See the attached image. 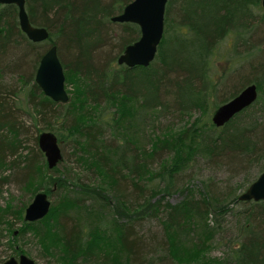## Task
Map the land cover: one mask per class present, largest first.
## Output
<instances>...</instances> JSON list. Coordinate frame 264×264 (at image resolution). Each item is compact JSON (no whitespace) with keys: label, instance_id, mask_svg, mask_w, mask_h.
<instances>
[{"label":"trees","instance_id":"trees-1","mask_svg":"<svg viewBox=\"0 0 264 264\" xmlns=\"http://www.w3.org/2000/svg\"><path fill=\"white\" fill-rule=\"evenodd\" d=\"M129 1L26 0L31 22L50 32L45 43L33 42L22 31L15 3H0V75L17 76L23 85L19 90L18 84L10 87L0 82V164L7 158L23 157L26 178L41 159L40 149L27 144L28 129L14 100L25 89L27 107L32 111L28 115L38 131L52 130L63 119L75 151L87 154L95 172L104 176L105 184L96 185L132 212L121 220L112 202L100 199L90 184L55 178L58 187L66 189L65 204L84 211L91 223L88 229L80 226L65 211L52 218L61 228L66 264L97 257L99 243H117L131 264H155L156 256L163 264H264V200L239 199L240 190L264 172V59L249 63L253 72L244 78L245 84H257L258 99L222 127L210 119V98L219 97V84L209 75L211 57L230 31L247 43L244 35L264 21H258L253 12L261 0H168L164 37L155 60L149 66L133 68L119 64L118 57L139 39L140 28L111 19ZM115 24L120 25L116 35L112 33ZM52 44L57 45L65 73L82 79L83 96L99 109L85 121L71 110L61 112V104L46 96L35 80L40 60ZM251 49L248 55L264 52L253 44ZM255 49L259 51L254 53ZM227 92L224 100L239 90ZM134 103L143 110H199L201 115L172 139L165 133L157 136L151 150H140L130 142L123 148L115 129L129 116L145 117L134 111ZM104 110L112 113L113 123L100 118ZM40 124L44 127L39 129ZM24 150L29 154L23 156ZM162 150L169 153L161 160L160 170L151 172L146 160ZM201 164L230 174L219 179L209 176L202 189H194L185 179L190 180ZM155 175L160 182L152 188L139 182ZM176 191L184 192L179 202L163 201L165 194ZM247 203L248 207L237 211L232 206ZM49 214L47 219H51ZM229 215L235 220L227 221ZM46 217L25 220L19 234L26 230L40 233ZM154 219L157 229L140 234V222ZM216 244L224 245L223 254L207 257Z\"/></svg>","mask_w":264,"mask_h":264},{"label":"rangeland","instance_id":"rangeland-1","mask_svg":"<svg viewBox=\"0 0 264 264\" xmlns=\"http://www.w3.org/2000/svg\"><path fill=\"white\" fill-rule=\"evenodd\" d=\"M253 12L258 21L264 20L262 0L261 6L254 7ZM258 26L259 27L254 32L250 31L245 35L243 34L244 38H247V43L246 40L240 39L237 32L230 31L215 49L210 61L209 75L215 83L219 84V97L217 98L216 95H211L210 119H212V114L218 106L230 100V98L224 100V96H228V90H234L237 87L240 92L248 85L244 83V78L249 77L253 72L249 63L255 60L259 62V60L264 59V52L248 55L249 52H253L254 50L251 49V44L256 45V48L259 50H264V21L258 24ZM119 31L120 25L115 24L112 33L116 35ZM42 43L45 42L43 41ZM249 49L251 50L249 51ZM259 50L255 49L254 53ZM61 53L63 54V51H61ZM66 73L68 76L66 89L70 95V100L67 103L58 102L61 104L59 110L65 113L71 110L73 112L72 114L78 115L80 121H85L90 116L92 117L99 109L83 96L84 86L82 79L72 73ZM0 82L10 87H14L18 84V89L23 86L21 81L17 80V76L10 73L0 75ZM26 90H28V87H26ZM14 100L20 111L21 120L25 122V129H28L27 144L31 148L37 146L36 148L40 149L38 140L36 144L35 136H39L42 131L40 128L44 126L43 124L38 125L41 130L38 131L37 127H35L36 123H33L31 115H28V113L32 111L27 107L25 89L24 91H20ZM134 105V111L138 110L137 112H142V115L145 113V117L142 118L139 114L129 116L122 121V126H120V128L115 129L117 132L116 140L123 148L127 142H130L131 145L134 144L140 150L145 147V149L151 150L153 147L152 144L157 139V136L163 137L165 133L172 139L181 130L189 127L194 120L201 115V111L199 110H193L187 113L170 109L162 113L160 108L143 110L137 106V103H134ZM206 116L207 118L204 117V119L206 118L207 120L208 115ZM112 117V113L108 110H104L102 116L100 113V118L105 122L113 123ZM63 123L64 120L62 119L59 123L53 124L52 130H48L61 136H58V139L64 159L56 167L52 169L48 167L47 160L41 149V159L35 165L34 172L32 175L30 174V177H24L25 169L21 161L23 157H21L22 159L19 157L16 159L15 157L7 158L4 164H0V264L12 256L19 258L20 254H26L35 260L37 264H63V262L66 264L67 253L60 243L61 228L59 224L52 219L61 212L65 211L74 219L76 218L80 226L82 225L87 229L90 228V220L87 219V214H85L84 211L78 207H71V205L65 204L67 195L66 189L65 187L60 189L55 178L64 179L66 177V180H70V183L81 182L90 184L91 187L97 190L96 193L100 199H108L112 202L116 215L121 220H126L128 216L132 215V212L118 201V199L113 197L110 192L99 188L98 186L100 184L96 185L97 182H100L101 185L105 184L106 180L104 176L95 172V168L92 166V159L90 160L87 154L80 151V149L75 151V144L69 136V131L66 128L67 126ZM106 135L110 137V134L107 133ZM28 151L29 150H24L23 156L29 154ZM168 153L169 151L166 152L162 150L159 151L156 156H147L149 157L146 160L148 170L151 172H158L160 170L159 164L161 160L166 157ZM83 157L85 159H82ZM85 160H87V162H85ZM18 164H20V166H17ZM204 166V164L199 165L195 169L196 173L193 177L190 178V180L188 179L189 181L185 179V184L192 186L194 189H202L203 180L207 179L209 176H214L219 179L225 178L230 174L224 169L207 166L204 168ZM57 168H59V170H57ZM144 171L143 169V173ZM148 173L149 172L146 174L147 176ZM132 179L135 182L137 180L134 178ZM142 180L143 179L139 180V182H141V184L146 183L148 188H152V186L160 182V178H157L156 175L151 180L149 178L144 179V181ZM40 191L46 192L51 200V213L49 212L51 214V219L45 218L46 220L41 224L40 233L26 230V233L19 234L20 229L24 226L25 209L33 200L35 194ZM243 191L244 189L240 190L241 193ZM164 196L163 201L168 200L172 203H177L184 197V192L176 191L171 194H165ZM159 197L160 195L156 198ZM247 204L248 205L234 204L232 206L234 210L237 211L243 209L245 206L248 207L250 203ZM54 210L55 212L52 214ZM228 220H235V216L232 218L229 215V217H227V221ZM94 221L93 219V222ZM95 222L92 224H95ZM156 223L157 220L155 219L150 220V222L141 221L140 225H142V229L140 230V234H144V231L152 227V230H154V228L157 229ZM233 223H235V221H233ZM229 225L234 226V224ZM159 227L158 225V228ZM13 233L17 236L15 237ZM189 246H187L188 249H190ZM223 248V244H216L212 250H208L206 256L213 258L221 256L223 254ZM189 253L191 252L189 251ZM96 256L97 257H88L87 259L78 258L71 264H131L126 251L121 249L117 243L108 246L99 243ZM155 264H163L158 256H156ZM173 264L181 263L176 262Z\"/></svg>","mask_w":264,"mask_h":264},{"label":"water","instance_id":"water-1","mask_svg":"<svg viewBox=\"0 0 264 264\" xmlns=\"http://www.w3.org/2000/svg\"><path fill=\"white\" fill-rule=\"evenodd\" d=\"M168 0H130L119 14L111 19L114 22H130L140 28V37L126 46L118 57V63L130 68L149 66L156 58L159 46L165 32V14ZM0 3H15L18 6L19 24L22 31L33 42L48 40L50 32L46 27L34 25L29 17L26 0H0ZM264 7V0H262ZM35 80L44 94L55 102L67 103L70 95L66 89V73L59 58L56 44H52L42 56ZM259 96L255 83L244 87L236 96L218 106L212 121L217 127H222L238 113L250 107ZM38 144L50 169L56 167L63 159V151L58 136L53 131H42L38 136ZM241 201L264 200V172L252 182L241 194ZM51 210V200L46 192L35 194L33 200L25 209V220L35 222L46 217ZM1 264H37L26 254L19 258L12 256Z\"/></svg>","mask_w":264,"mask_h":264}]
</instances>
